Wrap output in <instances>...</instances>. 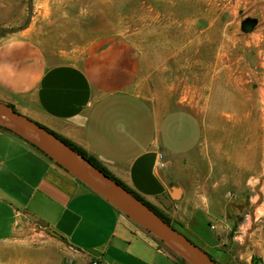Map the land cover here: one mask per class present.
Wrapping results in <instances>:
<instances>
[{
  "label": "crops",
  "instance_id": "crops-1",
  "mask_svg": "<svg viewBox=\"0 0 264 264\" xmlns=\"http://www.w3.org/2000/svg\"><path fill=\"white\" fill-rule=\"evenodd\" d=\"M142 67L134 45L114 36L69 56L48 55L22 32L0 43V102L82 149L181 234L205 221L219 264H264V202L244 179V156L235 154L232 174L223 173L214 125L148 97ZM42 227L90 263L141 264L132 242L125 248L133 238L174 264L102 198L0 127V244L24 243Z\"/></svg>",
  "mask_w": 264,
  "mask_h": 264
},
{
  "label": "rangeland",
  "instance_id": "rangeland-1",
  "mask_svg": "<svg viewBox=\"0 0 264 264\" xmlns=\"http://www.w3.org/2000/svg\"><path fill=\"white\" fill-rule=\"evenodd\" d=\"M22 32L48 55L76 56L105 36L131 42L142 57L144 93L211 122L222 172L231 175L232 157L243 155L244 179L261 188L264 202V0H0V43ZM210 157L216 166L217 156ZM259 213L264 218V207ZM42 230L24 243L0 244V264H90ZM184 236L219 258L205 221ZM130 242L141 264H173L133 238L125 248Z\"/></svg>",
  "mask_w": 264,
  "mask_h": 264
},
{
  "label": "water",
  "instance_id": "water-1",
  "mask_svg": "<svg viewBox=\"0 0 264 264\" xmlns=\"http://www.w3.org/2000/svg\"><path fill=\"white\" fill-rule=\"evenodd\" d=\"M0 127L12 131L36 147L76 181L102 198L132 223L151 233L188 264H217L204 250L164 222L145 204L92 167L58 138L2 102H0ZM77 162L84 164L95 178L85 173Z\"/></svg>",
  "mask_w": 264,
  "mask_h": 264
},
{
  "label": "trees",
  "instance_id": "trees-1",
  "mask_svg": "<svg viewBox=\"0 0 264 264\" xmlns=\"http://www.w3.org/2000/svg\"><path fill=\"white\" fill-rule=\"evenodd\" d=\"M13 108V107H12ZM46 130V129H45ZM48 131V130H46ZM49 132V131H48ZM51 133V132H49ZM52 135H54L53 133H51ZM56 138H58L61 142H63L66 146H68L70 149H72L74 152H76L78 155H80L81 157H83L92 167H94L96 170L100 171L102 174H104L105 176H107L110 180H112L114 183H116L118 186L122 187L124 190H126L128 193H130L132 196H134L137 200H139L140 202H142L143 204H145L148 208H150L155 214H157L164 222H166L167 224L170 225L169 220L162 215L159 211H157L155 208H153L151 205H149L148 203H146L145 201H143L138 195L134 194L133 192H131L127 187H125L122 183H120L118 180H116L115 178H113L104 168H102L94 159L90 158L89 156H87V154L80 149L79 147H77L76 145H74L73 143L62 139L56 135H54ZM40 153H42L40 151ZM43 154V153H42ZM44 155V154H43ZM45 156V155H44ZM50 160V159H49ZM51 161V160H50ZM78 182V181H77ZM80 183V182H78ZM81 184V183H80ZM120 214V213H119ZM121 215V214H120ZM152 240V242L155 243L156 248L158 251L164 253L165 255H167L168 257H170L172 259V261L174 262V264H187L185 263L182 259H180L178 256H176L174 253H172L171 251L167 250L166 248H164L163 244L161 241H158L157 239L154 238H150ZM210 256V255H209ZM211 257V256H210ZM212 258V257H211ZM213 259V258H212ZM214 260V259H213ZM216 262V260H214ZM217 263V262H216ZM219 264V263H217Z\"/></svg>",
  "mask_w": 264,
  "mask_h": 264
},
{
  "label": "built area",
  "instance_id": "built-area-1",
  "mask_svg": "<svg viewBox=\"0 0 264 264\" xmlns=\"http://www.w3.org/2000/svg\"><path fill=\"white\" fill-rule=\"evenodd\" d=\"M166 167V164L164 162L163 159V155L162 154H158L157 155V164H156V168L158 170H163ZM90 264H100V262L98 260H92ZM254 264H262L260 262H255Z\"/></svg>",
  "mask_w": 264,
  "mask_h": 264
},
{
  "label": "bare ground",
  "instance_id": "bare-ground-1",
  "mask_svg": "<svg viewBox=\"0 0 264 264\" xmlns=\"http://www.w3.org/2000/svg\"><path fill=\"white\" fill-rule=\"evenodd\" d=\"M218 86V85H217ZM219 93V92H218ZM221 93V92H220ZM259 93V92H258ZM259 95H260V93H259ZM259 98V97H258ZM228 103V102H227ZM231 105V104H230ZM229 105V106H230ZM227 106V105H226ZM264 109V108H263ZM263 152H264V150H263ZM77 164H78V166L85 172V173H87L90 177H92V178H95L94 176H93V174H92V172L84 165V164H80V163H78L77 162Z\"/></svg>",
  "mask_w": 264,
  "mask_h": 264
}]
</instances>
